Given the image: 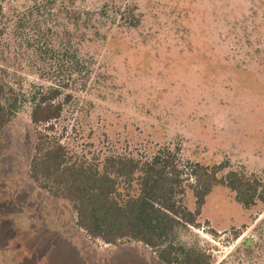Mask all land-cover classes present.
Masks as SVG:
<instances>
[{
	"label": "rangeland",
	"instance_id": "1",
	"mask_svg": "<svg viewBox=\"0 0 264 264\" xmlns=\"http://www.w3.org/2000/svg\"><path fill=\"white\" fill-rule=\"evenodd\" d=\"M47 6L0 0V77L26 93L52 84L46 24L57 30L55 44L70 46L80 72L48 132L72 160L166 148L181 166L222 162L221 174H264V0ZM29 111L25 103L0 132V264H152L147 255H156L145 245L147 254L143 246L131 253L91 240L75 223L73 202L32 181L36 128ZM181 199L194 209L187 185ZM197 221L179 228L177 243L209 253L211 264H264L263 203L245 209L217 185Z\"/></svg>",
	"mask_w": 264,
	"mask_h": 264
},
{
	"label": "trees",
	"instance_id": "2",
	"mask_svg": "<svg viewBox=\"0 0 264 264\" xmlns=\"http://www.w3.org/2000/svg\"><path fill=\"white\" fill-rule=\"evenodd\" d=\"M58 36L46 24L43 53L52 84L26 93L0 77V132L25 103L30 108L36 128L29 164L32 181L48 193L72 201L75 223L91 240L106 244L137 241L165 264H211L209 253L177 243V231L200 225L197 217L217 185L229 188L245 209L258 201L264 204V174L245 175L236 170L221 174L222 162L181 166L177 153L166 148L141 157L109 155L96 163L72 160L60 139L48 132L71 98L65 89L80 72V62L70 46L55 44ZM133 183L136 189L131 191ZM186 185L194 197L193 210L182 203Z\"/></svg>",
	"mask_w": 264,
	"mask_h": 264
},
{
	"label": "crops",
	"instance_id": "3",
	"mask_svg": "<svg viewBox=\"0 0 264 264\" xmlns=\"http://www.w3.org/2000/svg\"><path fill=\"white\" fill-rule=\"evenodd\" d=\"M204 206V205H203ZM203 208V207H202ZM80 229V228H79ZM82 230V229H81ZM104 245H106V243H104ZM126 245H129V247H123V246H126ZM132 245V246H131ZM112 247L116 248V249H127L129 250L131 253L134 252V250H136L137 247H142L144 248V245H142V243L140 242H137V241H132V242H127V243H123V244H120V245H115V244H111ZM136 247V248H135ZM138 249V248H137ZM145 249V248H144ZM145 253L147 254L146 252V249H145ZM147 257L149 258L150 262L152 264H165L163 263L162 261H160L157 257L155 256H148Z\"/></svg>",
	"mask_w": 264,
	"mask_h": 264
}]
</instances>
